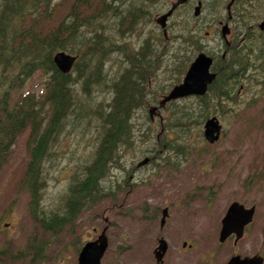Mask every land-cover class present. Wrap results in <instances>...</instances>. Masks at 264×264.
I'll return each mask as SVG.
<instances>
[{"label": "rangeland", "instance_id": "obj_1", "mask_svg": "<svg viewBox=\"0 0 264 264\" xmlns=\"http://www.w3.org/2000/svg\"><path fill=\"white\" fill-rule=\"evenodd\" d=\"M198 1L190 0L180 6L169 20L167 41L162 46L153 44V49L158 50L156 60L160 67L149 88L157 94L152 95L155 100L147 110L142 108L135 114V134L139 129H150L149 139L138 140L128 150L121 151V165L112 166L103 182V197L58 232L44 228L29 212L30 195L18 182L27 161L28 130L17 138L0 171V250L5 251L0 255V264H78L82 246L97 239L103 230H106L109 245L101 264H157L154 249L161 238L168 243L164 264H225L234 255L264 257V88L261 84L244 80L237 84L235 101L227 100L219 105L211 101L207 118L216 115L223 124L221 137L213 144L204 137L207 118L200 125L169 124L166 129L170 111H162L163 121L149 116V106L161 99L158 91H169L178 77L182 80L199 52L216 54L220 45L218 22L226 19L228 0H201L203 15L197 21L194 18L196 36L192 38L201 48L191 56L187 68L178 71L179 60L174 55L180 46L177 32L180 25L193 16ZM172 2L174 0H159L153 6L152 21H142L136 32L125 37H121L115 22L111 21L108 35L117 37L118 43L127 42L130 50L139 49L147 36L162 33L153 19L166 12ZM262 3L252 2L257 9L254 16L258 19L241 18L238 23L239 19L234 18L232 38H240V28L236 25L264 20ZM257 33L258 43L264 36ZM162 49L165 54L159 55ZM216 62L219 63L220 58ZM42 89L43 79L38 72L22 91L39 94ZM180 103L196 110L202 108L197 97L184 98ZM87 132L83 138H64L65 152L48 163L49 184L42 203L47 215L57 209L64 210L60 197L73 168L80 160H89L95 151L96 132L94 129ZM166 140H171L175 149L169 146L166 149ZM156 149L159 151L154 154ZM154 155L157 157L152 159ZM146 157L151 159L150 163L141 165ZM253 174L256 179L249 183L247 178ZM234 201L257 205L256 216L238 243H234V237L221 243L222 219ZM165 208L168 216L162 225ZM185 241L187 247L182 246Z\"/></svg>", "mask_w": 264, "mask_h": 264}, {"label": "trees", "instance_id": "obj_2", "mask_svg": "<svg viewBox=\"0 0 264 264\" xmlns=\"http://www.w3.org/2000/svg\"><path fill=\"white\" fill-rule=\"evenodd\" d=\"M158 1L0 0V171L17 138L28 130L27 161L18 182L30 195V214L44 228L58 232L72 224L82 210L97 203L105 194L103 182L112 166L121 165V151L138 140L149 139L150 129H139L135 134V114L139 109L147 110L155 100L152 95L157 93H152L149 85L160 63L153 44L162 46L167 38L163 32L149 35L139 49L130 50L127 42L118 43L108 30L113 21L121 37L136 32L142 21H152L153 6ZM188 20L177 32L180 46L174 55L179 60V72L187 68L191 56L201 48L192 39L193 16ZM261 42L254 56L259 68L240 69L234 65L237 60L242 64L247 60L238 52L229 56V67L215 63L216 79L206 95L197 97L202 108L182 105L180 101L184 99L171 101L165 108L171 113L166 129L169 124H202L210 114L211 101L217 105L235 101L237 84L244 80L264 88V41ZM58 51L77 55L70 72L60 71L54 63ZM164 54L165 50L159 55ZM38 72L43 89L39 94L23 92L26 82ZM181 81L178 77L173 85ZM167 91L158 92L164 95ZM86 125L93 127H83ZM92 129L97 135L92 157L80 160L73 168L60 197L64 210L47 215L42 203L49 184L48 163L65 152L64 138H83ZM166 142V149H175L171 140ZM254 175L247 178L249 183L255 181ZM2 253L5 251L0 250Z\"/></svg>", "mask_w": 264, "mask_h": 264}, {"label": "water", "instance_id": "obj_3", "mask_svg": "<svg viewBox=\"0 0 264 264\" xmlns=\"http://www.w3.org/2000/svg\"><path fill=\"white\" fill-rule=\"evenodd\" d=\"M188 0H177L172 4V7L164 14L158 15L155 20L164 29V33L167 34V21L169 16L172 15L174 10L182 3ZM231 4L229 5V7ZM201 12V2L195 7V15H199ZM260 27L264 29V21L260 24ZM230 32L229 27L225 24L222 27L223 36ZM77 59V56L66 53L65 51H58L54 54V63L58 69L64 73H68ZM213 63V58L204 52H201L195 60L189 66L183 81L175 85L168 94L164 95L159 101L158 105H153L150 107V117L154 119L155 115H160L161 112L159 108H163L168 102L183 97L196 95H205L208 91L209 85L216 78V73L211 71V65ZM222 124L220 120L216 117H210L206 120L204 124V135L205 138L210 142L214 143L220 138L222 131ZM149 158L146 157L142 164L149 162ZM256 212V205L250 207L245 206L239 201H235L230 204L225 216L222 219V228L220 231L219 240L220 242L226 241L228 237L234 234L235 243L240 240L245 233V228L250 224ZM168 215V210L165 208L163 210L162 224L165 223L166 217ZM108 237L106 235V230H103L102 234L97 240L88 241L82 247L79 257L78 264H101L102 258L108 248ZM186 246V242L184 243ZM168 249V243L165 239H160L159 246L155 249L154 253L159 264L164 262V255ZM226 264H264V258L260 254H256L253 257H241L240 255H234Z\"/></svg>", "mask_w": 264, "mask_h": 264}, {"label": "flooded vegetation", "instance_id": "obj_4", "mask_svg": "<svg viewBox=\"0 0 264 264\" xmlns=\"http://www.w3.org/2000/svg\"><path fill=\"white\" fill-rule=\"evenodd\" d=\"M230 1L231 0H228V2ZM259 1L263 2V0H259ZM252 2H255V0H234L230 8H228L229 3H227L226 18L230 21L229 25H230L231 30H232L231 25H232L234 18L239 19L238 23H241V21L246 18L250 20L258 19V18H255L254 16V13L256 12L257 9L255 5L252 4ZM217 7H218L217 5L214 6V11H216ZM230 13H231V17H229ZM241 18L243 19L241 20ZM224 21L225 19H220L219 23L221 24ZM245 25H240V24L236 25V27L240 28L239 29L240 38L238 40H235V38H231L229 42V40H226L221 36L220 45L217 48V55L220 57V62L218 63L220 67L222 68L229 67V63L232 61V59L229 56L232 54L234 50H236L238 52L246 51V54H244L243 56L247 57V60L243 64L237 60L234 62V65H236L240 69L259 68V64L256 60L254 62H251L253 59H255L254 56L255 57L257 56V53L254 52L253 49H251V45L252 44L254 46L257 45V40H258L257 32H260L262 36H264V30L258 29L259 23L250 22L249 24L245 23ZM227 46H230L228 47L230 48L228 51H227ZM241 46H244L242 50L240 48ZM224 52L226 53V55L223 54ZM157 264L159 263L157 262Z\"/></svg>", "mask_w": 264, "mask_h": 264}, {"label": "bare ground", "instance_id": "obj_5", "mask_svg": "<svg viewBox=\"0 0 264 264\" xmlns=\"http://www.w3.org/2000/svg\"><path fill=\"white\" fill-rule=\"evenodd\" d=\"M175 1V0H174ZM154 20V19H153ZM235 67V66H234ZM236 68V67H235ZM235 68H234V70H235ZM229 71V70H228ZM236 71V70H235ZM230 74V73H229Z\"/></svg>", "mask_w": 264, "mask_h": 264}]
</instances>
